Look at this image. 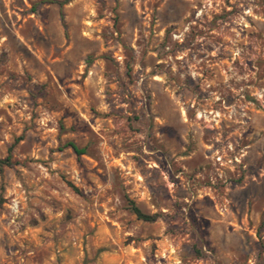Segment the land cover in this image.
Returning a JSON list of instances; mask_svg holds the SVG:
<instances>
[{"label":"rangeland","instance_id":"rangeland-1","mask_svg":"<svg viewBox=\"0 0 264 264\" xmlns=\"http://www.w3.org/2000/svg\"><path fill=\"white\" fill-rule=\"evenodd\" d=\"M8 154L0 264H264V0H0Z\"/></svg>","mask_w":264,"mask_h":264},{"label":"trees","instance_id":"trees-1","mask_svg":"<svg viewBox=\"0 0 264 264\" xmlns=\"http://www.w3.org/2000/svg\"><path fill=\"white\" fill-rule=\"evenodd\" d=\"M58 3L59 5H61L63 1H59ZM65 145L71 147L72 150L77 155L83 154L86 151L85 147H78L73 141H67ZM10 165H12L10 154L6 155L3 158H0V171H2L4 166H10ZM124 199L126 203V209L132 214H134L137 219L147 221V222H153L160 217V214L157 212L147 213V212L142 211L139 208V206L135 203V201L132 198H130L127 194H124ZM260 225H264V214H263V218L261 220Z\"/></svg>","mask_w":264,"mask_h":264},{"label":"built area","instance_id":"built-area-1","mask_svg":"<svg viewBox=\"0 0 264 264\" xmlns=\"http://www.w3.org/2000/svg\"><path fill=\"white\" fill-rule=\"evenodd\" d=\"M242 153L235 150L231 142L225 144L220 150L217 149L213 155L215 174L221 177L224 167L234 168L242 164Z\"/></svg>","mask_w":264,"mask_h":264}]
</instances>
